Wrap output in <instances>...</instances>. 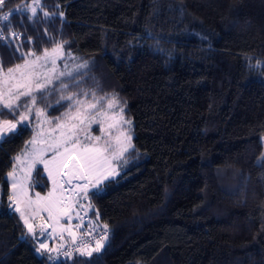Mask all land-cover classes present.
<instances>
[{
  "label": "trees",
  "instance_id": "obj_1",
  "mask_svg": "<svg viewBox=\"0 0 264 264\" xmlns=\"http://www.w3.org/2000/svg\"><path fill=\"white\" fill-rule=\"evenodd\" d=\"M25 2L0 7L3 70L61 44L73 76L34 93L25 126L0 139V264L48 259L8 200L37 110L56 124L93 92L107 97L98 108L120 101L133 147L115 178L77 195L108 225L106 248L56 264H264V0H39L34 16ZM19 103L0 120L19 119L31 97ZM27 186L50 189L42 166Z\"/></svg>",
  "mask_w": 264,
  "mask_h": 264
},
{
  "label": "snow or ice",
  "instance_id": "obj_2",
  "mask_svg": "<svg viewBox=\"0 0 264 264\" xmlns=\"http://www.w3.org/2000/svg\"><path fill=\"white\" fill-rule=\"evenodd\" d=\"M6 3V0H0V7H2ZM39 6V0H33L32 4H27L26 2L22 5H18L17 8H23L25 12L31 11L33 16L37 13V8ZM45 15H48L45 13ZM63 16V13H60ZM33 16H28V20H32ZM0 20L8 21L9 14L0 15ZM10 36L19 39L20 36L16 32H11ZM8 37L0 34V40H6ZM62 45L57 44L53 49V52L50 54L47 50H45L43 56H36L35 61H28L27 57L31 55H35V53L29 51L28 53H22V58L25 59V63L23 65L17 64L15 67H10L7 69L6 74L4 73L3 66L0 64V75L5 76L6 78L0 79V107L4 109H8L10 113L13 115L20 107V100L22 97H31V103L25 104L24 108L25 112H21L19 119L14 120H0V139L8 136L9 134H17L21 126H25V122L28 120V113L31 112L32 106L37 102L36 96L34 93L42 92L46 90L49 86L53 85L54 81H59L61 77H72L73 72H60L58 75L55 73V67L52 70V74H45L43 77V82H40V73L36 71L37 65L40 61H43L41 67L46 66V64L51 61L53 65L56 63L57 55H62L61 52ZM19 51V48L17 49ZM258 64L260 62H257ZM77 69L87 67V62L81 65L76 66ZM33 83L35 86L33 87ZM70 85L69 84H61L60 89H66ZM7 89L5 91L4 89ZM85 96L88 95L87 92L84 93ZM74 94H69L68 96H61L60 100H72ZM92 98L95 101L94 103H88L86 106H83V102L77 100L76 105H81L78 107L77 114L74 117H69L70 120H76L78 123L71 124L67 131L61 133L60 139L56 140L52 144L49 145V148L52 152L57 153V156L53 157L52 163L56 164L57 169L59 170V166L63 165L64 176H69V180L67 183H71V177L77 176L80 179H88L89 175L97 174L98 170H100L104 164L108 163L109 160H121L124 155L128 152L130 148L133 147L131 144V135L127 133H121L119 136L112 137L107 136V138H103L106 132L103 121H98L97 117L90 116V112L94 111L101 101L107 99V97H99L97 98L95 92L92 93ZM59 103V101H57ZM120 101L113 96L111 99H108L107 109L114 110L116 107H119ZM43 109L37 110V116L41 115ZM123 109L121 108V112L119 114L118 119L116 116H113L114 123L108 124V129H112L115 127V123L122 124H131L130 120H124L123 118ZM2 114V113H0ZM106 113H100L99 115H105ZM87 125L90 127L92 123H100V131L101 136L91 137L88 136L86 139L89 141V145L87 147L83 146L78 138V130L82 125ZM58 127H63V125H58ZM103 139V142L101 143ZM32 144H35L36 141L33 139L31 141ZM71 145V147H69ZM63 148L64 151L61 152L60 149ZM75 152L76 156L71 157V153ZM27 161L28 172L25 177H20L16 174L15 165H13V171L8 173V178L11 180V189L12 195H9L8 200L10 202L9 207H14L15 211L20 213V218L24 220V223L27 227L28 233L34 232L33 225L29 224L28 218L25 216V211L30 210L32 205L35 203L39 205V200L31 201L27 200L24 202V209L21 208V200L20 194L23 192L26 177L31 175L32 169L36 168V166L40 163L44 164L45 170L49 172V177L51 178L53 173L49 169V162L43 159V152L33 150L31 153H22ZM15 159L20 160V156H17ZM65 161H70V163H66ZM258 163L264 164V154L259 158ZM118 174L117 168L113 167L110 170L99 171L96 175L95 183L84 184L82 191L85 195H87L88 189H100L105 181H108L112 178H115ZM55 184V181H54ZM79 188V186H78ZM79 195V192H78ZM51 196V194H50ZM37 197H39V193H37ZM55 206V202H50L47 209L50 213V219L58 220L59 217L52 216V210ZM70 207L65 209L61 215H65L71 220L70 215ZM79 227V225H77ZM109 228L108 225L102 226V234L99 239L96 240L95 247H87L83 246L76 251L81 256L91 257L93 253H101L107 246V242L109 240ZM70 235L73 236V240L75 241V235L70 232ZM91 235V233H89ZM46 248L45 244H40L39 248L36 249L38 253L42 254V250ZM65 256H71V253L65 252ZM50 260L53 259L51 255L48 257Z\"/></svg>",
  "mask_w": 264,
  "mask_h": 264
},
{
  "label": "rangeland",
  "instance_id": "obj_3",
  "mask_svg": "<svg viewBox=\"0 0 264 264\" xmlns=\"http://www.w3.org/2000/svg\"><path fill=\"white\" fill-rule=\"evenodd\" d=\"M33 3V2H32ZM3 22L2 20H0V23ZM11 32H14V30H12ZM10 32V33H11ZM20 36V33H19ZM17 39V38H16ZM5 41V40H3ZM28 41H31V39L29 38ZM56 47V46H55ZM54 47V48H55ZM49 50L48 52L51 54L53 52V49ZM62 55H57L56 58V63L55 65H53L51 63V61L49 60V62L46 64V66H39L43 64V61H40L37 65L36 71L40 73V82H43V77L45 74L51 75L52 74V70L55 67V73L58 75L60 72H67V71H71L73 69V65L68 63L67 61L64 60V51L63 48L61 49ZM44 54V53H43ZM42 55H37V56H43ZM28 61H35L36 60V55L35 56H31L27 59ZM24 64V63H23ZM21 64V65H23ZM7 70H4V73L6 74ZM6 78L3 75H0V79H4ZM33 87L35 86V84L33 83L32 85ZM5 91H7V89H4ZM94 103V102H91ZM81 107V106H78ZM73 108L71 110H69L63 117L62 120H60L58 123L53 124L51 123L50 119H48L44 114L39 115V121L35 124V129L32 135V138L29 140V142L27 143V145L22 149L21 153H20V160L16 159V169L19 171L20 174H22L24 177L26 176L27 172H28V167H27V161L25 160V157L22 155V153H31L33 152V150H37V151H42L43 152V159L47 162H49V169L52 171L53 175L50 178L49 177V172L45 170L44 164L40 163L38 165L42 166L44 169V173L48 179V181L50 182V189L47 193H40V192H35L33 193L36 197H37V193H39V197L38 200L39 202L47 209L48 205L50 202H55V206L53 207V210L55 212V215H61V213L65 210L68 209L69 206L70 207V215L71 216H75L77 215L78 209H79V203L77 201V195L78 192H82V188L84 184L89 183V181H91V183H95V179H96V175L98 174L99 171H103V170H110L111 168L115 167L117 168L118 171V161L119 160H109L108 163L104 164L103 167L98 170L97 174H93V175H89L88 179H80L77 176H74V178L71 180V183H67V181L69 180L68 176H63V173L61 174V168L64 171V167L62 165L59 166V170L57 169L56 164L52 163L53 161V157L57 156V153L52 152L49 148V145L52 144L53 142H55L56 140L60 139L61 137V133L67 131L68 127L73 124V123H78V121L76 120H70L69 117H74L77 114V109ZM100 113H106L105 115H99ZM119 112L114 110H108L107 109V105L104 108H96L94 111L90 112V116H95L97 117L98 121H103L104 122V127H105V134L103 138H107V136H112L113 138L116 136H119L121 133H125V130H120V126L122 123H115V127L112 129H108V124L110 123H114L113 120V116H116V118L118 119L119 117ZM28 121V120H27ZM26 121V122H27ZM58 125H63V127H58ZM95 125H98L95 127ZM95 127V129H99L97 132H95V130L93 129ZM101 131H100V123H92L90 125V127L87 125V122H85V125H82L80 127V129L78 130V138L80 143L87 147L89 145V141L86 139V137L91 136V137H96V136H101ZM35 139L36 143L32 144L31 141ZM103 142V139L101 141V143ZM69 147H71V145H69ZM61 152L64 151L63 148L60 149ZM75 154L76 153L73 152L70 155ZM74 155H72L71 157H75ZM67 162V161H65ZM70 161H68L67 163H69ZM33 171V169H32ZM31 171V173H32ZM61 174L62 179L59 180V176ZM65 177V178H64ZM30 179V176H27L26 179ZM55 181V184H54ZM62 181V182H61ZM59 184L61 186V192H60V196L63 198V204L60 203L58 201L57 198V191L59 189ZM79 186V188H78ZM68 191V193H67ZM51 194V196H50ZM61 205L63 208H61ZM64 205V206H63ZM60 208L61 210L57 209ZM62 216V221H65L67 216L65 215H61Z\"/></svg>",
  "mask_w": 264,
  "mask_h": 264
},
{
  "label": "built area",
  "instance_id": "obj_4",
  "mask_svg": "<svg viewBox=\"0 0 264 264\" xmlns=\"http://www.w3.org/2000/svg\"><path fill=\"white\" fill-rule=\"evenodd\" d=\"M14 32L19 34L18 31ZM0 34L5 36L1 29ZM63 201L64 200L61 199L60 203L63 204ZM88 202L89 199L87 197L83 198L79 204L77 215L71 216V220H69L68 217L65 221L60 220L65 229L64 240L51 234L52 225H49L46 220L55 221L56 219H50V213L47 214L48 219H40V221H38L36 224V232L32 237L39 246L40 244H45L48 257L49 255L53 257L51 260L48 258L46 264H56L69 257L64 255L65 252H69L73 255L79 254L76 249L83 246L95 247L96 240L99 239L102 234V226L106 223L100 220L99 214H91L88 211ZM61 208H63L62 205ZM52 216L56 217L55 214H52ZM77 225H79V227H77ZM70 232L75 235V241L73 240V236L70 235ZM89 233H91V235H89Z\"/></svg>",
  "mask_w": 264,
  "mask_h": 264
},
{
  "label": "crops",
  "instance_id": "obj_5",
  "mask_svg": "<svg viewBox=\"0 0 264 264\" xmlns=\"http://www.w3.org/2000/svg\"><path fill=\"white\" fill-rule=\"evenodd\" d=\"M20 155V154H19ZM18 155V156H19ZM75 156V154H72ZM71 155V156H72ZM68 162V161H67ZM66 162V163H67ZM70 163V162H69ZM15 166H16V163H15ZM63 166V165H62ZM10 171H13V168L10 170ZM9 171V172H10ZM15 171H16V174L20 177H24L22 174L19 173V171L16 169L15 167ZM8 172V173H9ZM8 173H7V180H8V184H9V195H12V189H11V180L8 178ZM63 173V169L61 168V174ZM61 174L59 176V180L62 179L61 177ZM64 176V175H63ZM65 178V177H64ZM68 178H70L68 176ZM74 178V176L71 177V180ZM62 182V181H61ZM49 191V190H48ZM47 191V192H48ZM46 192V193H47ZM60 192H61V186L59 184V189L57 191V198H58V201L60 202L61 199H63L60 195ZM20 200H21V208L22 210L24 209V202H26L27 200H31V201H37L38 198L30 191V189L28 188L27 186V179H26V183H25V187H24V190L23 192L20 194ZM13 211H15V208L14 207H11ZM58 210H61L60 208L57 209ZM16 212V211H15ZM18 214V216L20 217V213L16 212ZM49 213L48 210H46V208L39 202V205L37 204H33L32 205V208L30 210H27L25 211V216L28 218V221H29V224L33 225L34 227V232L31 233V236H33L36 232V224L38 223V221H40V219H43V220H46L48 219V216L47 214ZM52 214H55L54 211H52ZM57 217V215H55ZM59 217V221H51V220H46L47 223L49 225H52V232L51 234H53L54 236L56 237H60L62 239H64V233H65V229L63 227V224H61L60 220L62 219V216L61 215H58ZM21 219V218H20ZM22 220V219H21ZM26 230H27V227L24 223V220H22ZM28 231V230H27Z\"/></svg>",
  "mask_w": 264,
  "mask_h": 264
}]
</instances>
